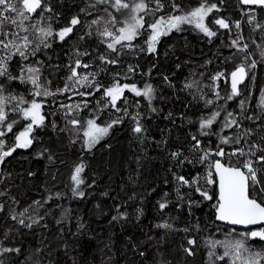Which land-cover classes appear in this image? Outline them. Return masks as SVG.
<instances>
[{
	"label": "trees",
	"instance_id": "16d2710c",
	"mask_svg": "<svg viewBox=\"0 0 264 264\" xmlns=\"http://www.w3.org/2000/svg\"><path fill=\"white\" fill-rule=\"evenodd\" d=\"M86 2L48 0L59 13L51 21L54 30L66 26L74 15L80 16L81 24L64 41L49 38L50 48L45 49L41 45V51L25 61L40 68L41 81L55 95L33 97L28 91L31 85L18 81L12 82L4 92L5 96L9 93L23 95L27 101L36 99L42 104L41 114L45 119L42 126L33 125L31 145L17 148L0 165V180L3 181L0 192L5 193L0 196V204L4 205V210L0 211V248L21 250L19 253H3L0 260L4 264H33L36 258L40 264H50L53 260L56 264H232L236 259L234 256L218 259L225 249L220 244L213 246V242L239 239L241 233L250 230L219 224L212 207L215 201H205L193 188L181 187L173 175H182L189 180L200 176V184L215 197L218 194L217 184L207 185L203 180L208 170L207 163L175 167L169 156L179 148L189 158L198 157L200 152L189 151L193 135L201 140L202 149L211 148L214 152L220 144V138L215 133L235 137L242 135L244 129L264 123L261 120L254 124L243 118L264 115V111L258 108L264 93V63L260 62L257 47L264 46V27H257L264 25V9L244 5L240 0H224L223 4L220 0H207L209 4L216 3L220 9L214 10L208 20L223 17L229 21L230 30L210 25L218 34L209 42L194 24L185 23L181 25L182 30L173 29L162 35L156 45V53H148L147 41L151 33L148 24L162 16L181 14L172 12L170 0H161L164 9L154 16H145V27L131 42L133 49H121L119 57L111 53L109 58H118L120 62L102 66L98 56L108 52L96 29L100 27L102 30L104 22L99 26L93 25L91 29L88 25L92 19L105 13H81L80 9L86 7ZM203 2L175 0L184 12ZM39 13L38 9L32 20L25 23L36 22ZM49 15L44 13L45 17ZM252 17L254 19L249 23ZM237 22L240 23L239 29L235 27ZM4 30L15 31L11 26H6ZM88 31L92 32L91 36L85 35ZM238 35L243 37L239 46L247 43V50L238 51L237 47L227 46ZM81 36L84 39H80ZM117 48L120 46L117 45ZM78 51L88 55L78 56ZM76 59L89 67L78 68L79 76L70 80V66H74ZM18 60L19 57H15L10 64L13 74L18 72ZM252 60L257 61L254 69L249 68ZM242 63L248 78L240 88V94L226 100L224 98L231 92L230 73ZM129 65L136 69L135 72H127ZM117 72L119 76L115 75ZM217 72H223L224 76L213 82L211 77ZM87 73L95 74L94 79L89 76V81L99 83L103 88L112 86L114 80H119L121 84H135L140 89L150 84L154 89L153 99L149 102L126 89L123 93L126 99L117 101L121 111L117 112L111 106L105 108L107 100L103 97V88L96 91L88 86V82L80 80L76 83L80 76ZM165 76L168 81L164 80ZM186 83H192L193 87L185 88ZM66 86L67 91H57ZM215 92H219V98L214 95ZM208 99L213 103L206 105L205 100ZM241 101H244L243 114ZM16 104L17 101H10L5 108L8 122L15 120L16 123L13 131L2 138V151L14 147L15 135L24 131L30 123L23 119L21 113L12 110ZM77 105L80 106L78 109ZM153 108L156 111H152ZM215 111H220V116L212 126L213 135L201 136L199 121ZM228 112L233 113L240 127L234 125L221 132ZM137 114L145 129L142 138L132 131L133 117ZM117 117L123 118L122 123L114 125L99 143L90 151L86 150L83 136L85 122L96 118L98 125L105 126ZM72 119L79 120L81 124L73 126L69 123ZM161 141L166 143L161 144ZM220 147L228 154L222 159L225 165L239 166L245 159L231 156L235 148L247 149L243 141L239 145L230 143ZM210 159L219 158L213 155ZM80 162L86 165L82 173L85 183L80 186L85 193L83 197L73 195L75 185L71 180L74 168ZM57 193L60 195L57 196ZM189 200L200 203L189 207ZM164 201L168 206L161 210L159 203ZM13 213L17 214V220L11 219ZM20 213L24 215L21 217ZM120 213H126L127 218L112 220ZM21 218L26 224L32 220L39 223L29 229L18 223ZM163 223L171 224L172 228L157 227ZM188 239H194L196 243L189 245ZM247 243L252 250H264V242L249 240ZM185 248L192 249L194 254L188 255ZM37 249L40 250L38 253ZM140 251H144L143 257L139 255ZM210 252L214 255L210 256ZM236 264H241V261L236 259Z\"/></svg>",
	"mask_w": 264,
	"mask_h": 264
},
{
	"label": "snow or ice",
	"instance_id": "6c2138e0",
	"mask_svg": "<svg viewBox=\"0 0 264 264\" xmlns=\"http://www.w3.org/2000/svg\"><path fill=\"white\" fill-rule=\"evenodd\" d=\"M223 4L224 0H220ZM240 3L249 6H257L264 9V0H240ZM172 12H181L179 15H168L167 17H159L153 22L148 24V28L151 29L149 39L147 41V52L156 53V45L162 35H167L173 29L180 31L182 24H194L195 28L198 29L205 37L211 42L213 37H216L218 32L213 30L210 25L218 26V29L230 30L231 25L229 21L223 17L213 18L208 20L213 11H220L216 3L209 4L207 0L200 3L198 7L191 9L190 11L184 12L180 5L175 3V0H170ZM154 5V7L152 6ZM40 10L39 19L34 23L26 24V21H31L33 14ZM164 4L161 0H87L86 7L81 8L80 12L87 15H92L93 12L103 11L104 16H98L91 20L88 28L91 29L93 25H101L103 21L102 30L97 27L96 34L102 37V44H106V50L108 54L101 53L98 56V60L101 65H117L120 61L118 58H109L111 53H116L117 57L120 55V50L127 48L130 51L133 49L132 41L140 34V30L145 27V16L155 15L156 12L162 11ZM115 13H120L123 19H119ZM44 13H50L51 15L45 17ZM59 13H56L54 8L48 3V0H0V165L4 164L5 158L10 157L17 148H27L32 143L31 132L33 131V125L42 126L44 123V116L41 114L42 104L37 102L36 99L31 101L25 100L23 95H12L9 93L7 96L4 95L6 88L9 87L12 82L18 81L23 85H31L28 89L33 97H47L55 95L47 87V84L41 81V72L39 67H34L31 64L25 63L30 57H34L38 51H41V45L43 48H50L51 42L49 38H58L60 41H64L66 37L73 33L75 27L81 24L79 15H74L70 18L67 25L59 30H54L51 21L58 17ZM254 17L249 19V23L252 22ZM207 21V22H206ZM120 27H116L117 25ZM108 25H111L110 28ZM6 26H11L15 31H5ZM237 29L240 28V23L235 24ZM257 27H264V25H257ZM112 29H115L113 31ZM23 33V35H21ZM85 35L91 36L92 32L88 31ZM80 39H84L81 36ZM242 36H237L233 39L228 47H237L238 51H245L248 49V44L245 43L242 47L239 46ZM110 40V42H109ZM255 43V41H254ZM117 45L120 48H117ZM259 49L260 62L264 63V47L257 45ZM143 51V49H141ZM77 55H88L87 52L80 53ZM249 56L251 53L248 54ZM15 57H19L17 61L18 72L13 74L10 70V64ZM248 57H245L247 61ZM207 63H211L208 61ZM257 61L252 60L249 64L250 69L256 67ZM88 68V64H83L80 59L75 60L74 66H70L71 76L69 79H73L79 76L77 72L78 68ZM179 67V65H177ZM103 70V69H102ZM135 68L131 65L128 66L127 72H135ZM119 76L120 73H116ZM231 75V92L224 99L232 100L238 96V84L242 83L247 77L248 72L246 71L245 65L240 64ZM89 76H94L93 73H87L80 76L76 83L80 80L88 82L89 87H94L96 91H100L103 85L99 83H93L89 81ZM224 76L223 72H217L211 77L212 81L215 82ZM168 77L165 76L164 80L168 81ZM193 87L192 83H186L185 88ZM133 92L136 96H143L148 99L149 102L153 99L154 89L152 85L146 84L143 89L138 88L135 84H121L119 80H114L112 86L103 88V97L106 98L107 103L104 107L111 106L117 112L121 111L117 107V101L121 100L125 90ZM57 91H67L65 89H58ZM92 95V93H87ZM81 95H85L81 93ZM214 95L219 98V92H215ZM126 99V98H124ZM203 99V97H201ZM17 101L16 106L12 109L22 114L23 119L30 121L27 124L24 131L15 135V146L9 148L7 151H2L4 140L2 139L13 131V126L16 123L15 120L8 122V114L5 111L6 105L10 101ZM211 99L205 100L206 105L212 104ZM28 104V107H20V105ZM85 106H87L85 104ZM77 109L80 107L76 106ZM241 113L244 112V101L240 102ZM261 108L264 109V97L261 99ZM152 111H156L155 108ZM67 114H70L67 113ZM125 114L127 110L125 109ZM220 116V111H215L210 117L199 121V133L201 136L213 135L212 126ZM98 118V117H96ZM96 118L88 119L85 124L86 127L83 129L84 136V148L90 151L99 141L109 133V130L116 124L122 123L123 118L117 117L105 126H100L96 123ZM244 119L253 121L264 120V115H247ZM134 127L132 129L134 134L138 137L143 136L145 129L140 124L139 114L133 117ZM73 126H79L81 122L77 119L69 121ZM240 127L239 121L233 116L232 112H228L225 117L224 123L221 125V132L224 129L231 128L233 126ZM53 127L55 125L53 124ZM220 138V144L217 145L215 151L211 148L204 150L201 148V140L196 136H191V148L190 152L201 154L198 157L189 158L184 155L182 149H177L170 153L169 159L173 162L175 167H184L186 164L195 165L207 163V173L203 177L204 182L207 185L218 184V194L214 197L209 194L208 190H205L200 184L201 177L196 176L193 179H186L182 175H176L173 173L175 179L178 181L181 187L187 186L193 188L195 192L199 193L205 201H215L212 205L215 218L217 221L226 222L230 225H255L264 223V123L256 124L255 127H249L243 130L242 135L235 137L221 136L220 133H215ZM243 141L247 145L245 147L235 148L231 156L244 157L245 159L240 163L239 166H233L231 164L225 165L220 159L211 160V156L225 157L228 155L220 145L222 144H241ZM166 141H161V144ZM51 159V157H49ZM86 165L83 162L78 163L73 171L71 180L75 187L72 189L74 196L83 197L84 191L80 190V186L85 183L82 178V173L85 170ZM29 175L33 173L29 172ZM3 181L0 180V183ZM91 187V185H89ZM5 195L4 192H0V196ZM60 194L57 193V196ZM107 195V193H104ZM167 193H165V196ZM183 199V197H181ZM199 204L198 201L189 200V207L192 204ZM168 206L167 201L160 202L159 208L165 209ZM4 210V205L0 204V211ZM119 211V209H117ZM140 211V210H138ZM24 213H20L19 216H23ZM126 213H120L118 216H113L112 220L126 219ZM11 219L17 220V214H11ZM18 223L31 229L34 224H38V220H32L31 223H25V219H19ZM61 223V221H57ZM83 227V225H80ZM157 227L164 229H171L172 225L169 223H163L157 225ZM188 231V229H184ZM259 239L264 241V228L254 230L246 233H241L239 239L227 240L224 242H213L220 244L224 247L225 251L223 256L218 259H224L225 256H234L236 259L241 261V264H264V250L255 251L252 250L248 245L247 241ZM151 239V237L149 238ZM189 245H194L196 241L194 239H188ZM67 247V246H66ZM135 247V246H133ZM19 248H0V255L3 253L16 252L19 253ZM37 253L40 251L36 250ZM184 251L188 255H193V251L190 248H185ZM67 255V252H65ZM140 256H144V251L139 252ZM210 256L214 253L210 252ZM236 259L232 261V264H236ZM0 264H4L3 260H0ZM33 264H40L38 258L33 260ZM50 264H56L53 260Z\"/></svg>",
	"mask_w": 264,
	"mask_h": 264
},
{
	"label": "water",
	"instance_id": "95a60500",
	"mask_svg": "<svg viewBox=\"0 0 264 264\" xmlns=\"http://www.w3.org/2000/svg\"><path fill=\"white\" fill-rule=\"evenodd\" d=\"M247 71V70H246ZM248 78V75L247 77L243 80L242 83H239L238 84V90H240V88L245 84L246 80ZM229 84H230V87H231V75L229 76ZM223 163V162H222ZM217 189H218V184H217ZM217 221V220H216ZM219 224L221 225H224V226H228V227H231V228H234V229H239V230H250V231H254V230H259L260 228H264V223H261V224H255V225H230V224H227L226 222H222V221H217ZM252 241H256V242H264V241H260L258 238L257 239H254Z\"/></svg>",
	"mask_w": 264,
	"mask_h": 264
},
{
	"label": "rangeland",
	"instance_id": "374dc122",
	"mask_svg": "<svg viewBox=\"0 0 264 264\" xmlns=\"http://www.w3.org/2000/svg\"><path fill=\"white\" fill-rule=\"evenodd\" d=\"M114 13H115V12H114ZM115 14L118 15L117 17H118L119 19H123V17L120 15V13H115ZM263 47H264V46H263ZM262 97H264V93H263V96H262ZM258 108H259V111H264V109L261 108V102H260V104L258 105Z\"/></svg>",
	"mask_w": 264,
	"mask_h": 264
},
{
	"label": "built area",
	"instance_id": "2783aa9c",
	"mask_svg": "<svg viewBox=\"0 0 264 264\" xmlns=\"http://www.w3.org/2000/svg\"><path fill=\"white\" fill-rule=\"evenodd\" d=\"M218 158H219L220 160H222L224 157H222V158H221V157H218Z\"/></svg>",
	"mask_w": 264,
	"mask_h": 264
}]
</instances>
